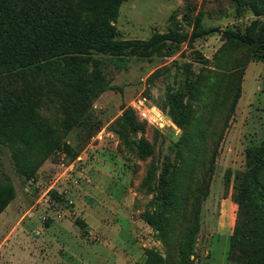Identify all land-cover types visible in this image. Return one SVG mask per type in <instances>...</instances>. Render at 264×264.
Instances as JSON below:
<instances>
[{
  "label": "rangeland",
  "instance_id": "obj_1",
  "mask_svg": "<svg viewBox=\"0 0 264 264\" xmlns=\"http://www.w3.org/2000/svg\"><path fill=\"white\" fill-rule=\"evenodd\" d=\"M55 1L100 11L114 29L104 39L156 51L118 66V52L90 50L88 88L0 75V183L15 195L0 242L12 232L14 262L144 264L151 251L181 264L191 229L186 264H243L229 257L234 194L246 149L264 143V60L218 31L256 34L264 0ZM139 105L164 126L140 120Z\"/></svg>",
  "mask_w": 264,
  "mask_h": 264
},
{
  "label": "trees",
  "instance_id": "obj_2",
  "mask_svg": "<svg viewBox=\"0 0 264 264\" xmlns=\"http://www.w3.org/2000/svg\"><path fill=\"white\" fill-rule=\"evenodd\" d=\"M115 3L110 2V7ZM110 15V11H104ZM100 11H75L66 3L55 0H0V75L36 78L39 74L66 86H90L87 67L90 50L120 55L114 59L118 66L126 61L133 49L153 54L152 41L123 42L104 39L114 29ZM225 40L253 48V57L264 60V28L254 35L232 30L218 31ZM200 31L199 34H204ZM79 58V59H78ZM82 60V61H81ZM83 67L78 66L80 63ZM130 120V113H124ZM145 149V148H144ZM141 149V150H144ZM247 171L234 194L237 205L236 221L229 244V257L243 264H264V185L259 177L264 160V143L245 151ZM27 158L23 159L26 160ZM33 162H35L33 160ZM16 163L18 173L31 176L35 163ZM10 186L0 183V213L14 198ZM56 198V194L53 193ZM191 229L185 232L180 247V263L186 264L190 253ZM144 264H163L161 257L147 251Z\"/></svg>",
  "mask_w": 264,
  "mask_h": 264
},
{
  "label": "crops",
  "instance_id": "obj_3",
  "mask_svg": "<svg viewBox=\"0 0 264 264\" xmlns=\"http://www.w3.org/2000/svg\"><path fill=\"white\" fill-rule=\"evenodd\" d=\"M7 223V220L3 219V216L2 214L0 215V228H2V230L0 229V231L4 232L3 229L6 230V226L5 224ZM11 234L12 232L6 234L5 236L2 237V240H1V245H0V250H2L3 252V255L2 257H0V260H3V261H0V264H19V261L18 262H14L15 260H19V258H21L22 256L20 255H16L15 254V251H19V253H21V249L20 247H15V246H8L6 244H8V238L11 237ZM13 260V261H12Z\"/></svg>",
  "mask_w": 264,
  "mask_h": 264
},
{
  "label": "built area",
  "instance_id": "obj_4",
  "mask_svg": "<svg viewBox=\"0 0 264 264\" xmlns=\"http://www.w3.org/2000/svg\"><path fill=\"white\" fill-rule=\"evenodd\" d=\"M137 115L140 120L146 121L150 125H155L156 127L164 126L163 116L154 106L139 105Z\"/></svg>",
  "mask_w": 264,
  "mask_h": 264
}]
</instances>
